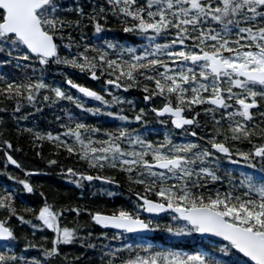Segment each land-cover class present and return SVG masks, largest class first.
Instances as JSON below:
<instances>
[{"label":"snow or ice","instance_id":"1","mask_svg":"<svg viewBox=\"0 0 264 264\" xmlns=\"http://www.w3.org/2000/svg\"><path fill=\"white\" fill-rule=\"evenodd\" d=\"M0 176V264H264V0H0Z\"/></svg>","mask_w":264,"mask_h":264},{"label":"trees","instance_id":"2","mask_svg":"<svg viewBox=\"0 0 264 264\" xmlns=\"http://www.w3.org/2000/svg\"><path fill=\"white\" fill-rule=\"evenodd\" d=\"M118 38L120 39H128V40H134L135 38L130 37V36H125V34L123 33H115ZM87 79L84 78L83 76H81V82L80 83H84ZM139 97V93L136 94ZM66 104V102H63ZM49 121H54V116L52 114V110H48L45 109V111L43 112V114H40L36 117V124L42 128V129H47L48 127H55V124H49ZM89 122L91 123H95L96 120L95 119H90ZM101 123H104V118H101ZM10 126L8 127L7 131L5 132V138H8L12 141V143L14 145H19L21 146L24 151L20 152V153H13L15 158H17L18 160H20V162L25 165L28 168H39L42 170V172L44 173V175H37V177H33L30 178L31 180H33L35 182L34 185L37 186H41V190L44 191L49 198H56L62 202H75V201H79L80 203H86L88 204L90 207H110L113 203V201H109V200H98L97 202H92V201H84V200H79L76 196L78 195L76 190H67L64 187H61L60 185L56 184L53 180L55 178L59 177V169L58 168H49L46 166V163L41 160L39 157H36L33 153V150L31 149V147L29 146L28 143V137L22 136V137H17L16 135V131L15 128L11 126L12 122L10 121ZM29 126L32 125V122L30 120L29 122ZM50 150V145L45 144L43 147V153L45 155H48ZM65 163H71L69 161H65ZM58 177H55V175ZM44 177V179H43ZM39 179H41V181L38 182V184H36V181H38ZM11 182L7 180V178L5 176H0V185H8ZM28 195L30 194H25L23 199L24 201L29 204V205H35L38 201H39V196L35 195L32 197H29ZM122 197V196H121ZM87 199V197H85ZM115 203H121V199L119 197H117L114 201ZM96 231H99L96 229ZM65 251L71 252L73 254H79L81 251H83V249H80L78 246L74 249H70V248H66ZM95 253L92 251H88L87 252V256L91 257V262L90 264H98V262L95 259ZM82 264H89L88 260L82 261Z\"/></svg>","mask_w":264,"mask_h":264},{"label":"flooded vegetation","instance_id":"3","mask_svg":"<svg viewBox=\"0 0 264 264\" xmlns=\"http://www.w3.org/2000/svg\"><path fill=\"white\" fill-rule=\"evenodd\" d=\"M94 84H97L96 82H93ZM89 85V87H92V85H91V83H89L88 84ZM94 88H97L98 89V87H94ZM135 91H130L127 95L130 97V96H134V95H136V94H138V92H135ZM132 98V97H131ZM42 175H44V174H42ZM55 175V177H58V176H56V174H54ZM43 179H44V177H43ZM39 181H41V179H39L38 181H36V184H38V182ZM56 184H58V185H60V186H62V187H64L65 188V179L62 177V176H60L59 175V177L58 178H55L54 180H53ZM33 183H35V182H33ZM71 185V184H70ZM74 186V185H73ZM77 198L79 199L80 198V195H81V193H80V190L79 189H77ZM85 192H86V189H85ZM85 195V197H87V199L85 198L84 199V201H92V202H97V198H96V196H94V195H92L91 194V191H90V193H85L84 194ZM80 200V199H79ZM70 249H72V247H69ZM65 250H66V248H65Z\"/></svg>","mask_w":264,"mask_h":264},{"label":"bare ground","instance_id":"4","mask_svg":"<svg viewBox=\"0 0 264 264\" xmlns=\"http://www.w3.org/2000/svg\"><path fill=\"white\" fill-rule=\"evenodd\" d=\"M66 182V181H65ZM62 187V186H61Z\"/></svg>","mask_w":264,"mask_h":264}]
</instances>
